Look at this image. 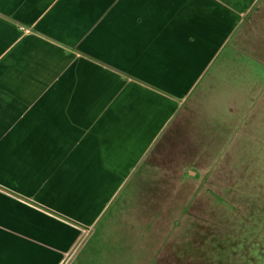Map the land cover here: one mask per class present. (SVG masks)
I'll return each instance as SVG.
<instances>
[{
    "label": "crops",
    "instance_id": "obj_1",
    "mask_svg": "<svg viewBox=\"0 0 264 264\" xmlns=\"http://www.w3.org/2000/svg\"><path fill=\"white\" fill-rule=\"evenodd\" d=\"M242 43L264 0H0V264L70 260Z\"/></svg>",
    "mask_w": 264,
    "mask_h": 264
},
{
    "label": "rangeland",
    "instance_id": "obj_2",
    "mask_svg": "<svg viewBox=\"0 0 264 264\" xmlns=\"http://www.w3.org/2000/svg\"><path fill=\"white\" fill-rule=\"evenodd\" d=\"M239 48L224 51L183 103L189 115L168 123L62 264H166L160 251L178 264H195L192 253L200 264H264V43Z\"/></svg>",
    "mask_w": 264,
    "mask_h": 264
},
{
    "label": "trees",
    "instance_id": "obj_3",
    "mask_svg": "<svg viewBox=\"0 0 264 264\" xmlns=\"http://www.w3.org/2000/svg\"><path fill=\"white\" fill-rule=\"evenodd\" d=\"M255 44L256 43H244L243 45H245V46H248V47H253L254 48V46H255ZM184 145H185V143H184ZM174 161H166L165 159H164V162H162L161 164L166 168V169H169V170H174L175 169V171H176V168H175V165H173L172 163H173ZM140 165H141V162H140V164L138 165V167H140ZM158 166V165H157ZM170 172V171H169ZM166 175H168V174H166ZM153 207H155V206H153L152 205V210H153ZM165 253H167L166 251H160L159 252V255H160V259L162 260V261H164V262H166V264H178V263H176L178 260H176V259H173L170 255H168V256H166V254ZM167 254H169V253H167ZM200 254L201 253H197V254H195V253H192L191 255V257H195L196 258V263L195 264H200L201 263V261H200ZM185 264H192L191 262H188V260H187V262H185Z\"/></svg>",
    "mask_w": 264,
    "mask_h": 264
}]
</instances>
